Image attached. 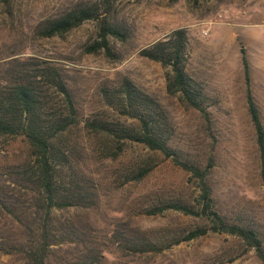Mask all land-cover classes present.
Segmentation results:
<instances>
[{
    "label": "rangeland",
    "instance_id": "obj_1",
    "mask_svg": "<svg viewBox=\"0 0 264 264\" xmlns=\"http://www.w3.org/2000/svg\"><path fill=\"white\" fill-rule=\"evenodd\" d=\"M80 9L95 17L63 35H42L49 21ZM103 20L120 36L108 34L110 52H93L103 39ZM179 29L186 31L192 92L207 117L169 89L170 67L142 53ZM242 48L264 125V0H0V90L27 76L39 86L46 117H64L68 101L49 80L58 79L76 112L74 122L52 137L60 196L75 205L52 212L58 236L48 264H263L244 240L227 233L179 240L207 223L199 216L147 214L169 200L200 210L203 184L173 158L130 138L142 127L127 114L122 94L123 80L130 79L157 100L165 118L155 108L156 129L181 161L207 172L215 209L230 222L256 229L264 241V182ZM94 118L110 130L88 128ZM36 165L23 135L0 134V264H28L25 249L35 240V218L45 216L33 179ZM142 169L149 172L137 178ZM115 227L129 239L164 249L121 251L105 239V231ZM99 249L111 254L97 259Z\"/></svg>",
    "mask_w": 264,
    "mask_h": 264
},
{
    "label": "trees",
    "instance_id": "obj_2",
    "mask_svg": "<svg viewBox=\"0 0 264 264\" xmlns=\"http://www.w3.org/2000/svg\"><path fill=\"white\" fill-rule=\"evenodd\" d=\"M95 17L90 10L80 9L71 11L62 17L49 21L42 31L45 37L63 35L72 29L80 26L85 20ZM102 25V41L93 45L91 51L96 52L102 47L110 52L108 34L120 36V32ZM187 48V36L184 29L173 32L165 41L157 42L149 48L143 50V54L151 59L161 61L167 67H170L169 89L183 94L182 100L194 108L201 110L207 117V111L202 105V101L192 92L190 81L185 69V54ZM242 59L245 68V78L247 85V101L251 119L253 121L257 143L260 151L261 176L264 182V125L260 117L259 108L250 88V65L245 50L242 48ZM54 77V73H49ZM59 84V89L65 95L69 112L64 117L47 118L43 112V104L38 91L39 86L36 82L26 76L25 80L16 82L9 90H0V134L2 135H23L37 157L38 172L33 174L34 182L41 188L42 201L44 202L45 216L35 218V240L25 249L28 264H48L53 237L58 236L57 229L53 228L52 212L55 208H65L68 205H75L62 200V192L59 187L62 185L56 177L60 165L52 160L51 147L52 137L58 132L65 130L74 122L76 112L67 88L63 81L58 79H49ZM124 109L127 114L132 113L139 118L141 130L137 133H130V138L144 144L151 150L160 151L166 157L173 158V161L183 166L185 169L198 176L203 184L201 194L200 210H195L187 204L178 200H169L162 202L147 209V214L157 215L164 211L174 210L186 215H196L207 223L200 227L188 231L183 239L191 240L204 236L209 232L227 233L240 239L252 249H254L264 264V241L260 238L256 229L230 222L225 216L215 209L212 190L207 183V172L201 170L196 165L183 162L177 156V153L171 149L164 133L156 129L157 119L155 108L159 109V116L165 118V113L160 104L150 94L140 89L130 79H124L122 83ZM74 114V115H73ZM86 126L96 131H109L107 123L100 119H89ZM149 172L148 169H142L137 178H142ZM60 196V200L58 199ZM39 219V224L37 221ZM51 220V222H50ZM108 227H112L109 226ZM105 239L111 245L119 246L124 252H162L164 245L152 241H141V238L130 239L119 228L108 229L104 233ZM126 238V241H124ZM111 254V251L99 249L94 255L97 259L104 253Z\"/></svg>",
    "mask_w": 264,
    "mask_h": 264
}]
</instances>
